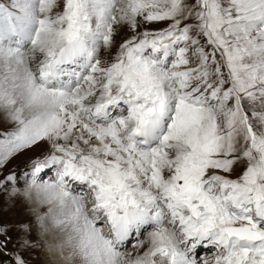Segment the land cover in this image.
Returning a JSON list of instances; mask_svg holds the SVG:
<instances>
[{"label": "snow or ice", "instance_id": "1", "mask_svg": "<svg viewBox=\"0 0 264 264\" xmlns=\"http://www.w3.org/2000/svg\"><path fill=\"white\" fill-rule=\"evenodd\" d=\"M0 110V190L59 166L0 264H264V0H0Z\"/></svg>", "mask_w": 264, "mask_h": 264}, {"label": "rangeland", "instance_id": "2", "mask_svg": "<svg viewBox=\"0 0 264 264\" xmlns=\"http://www.w3.org/2000/svg\"><path fill=\"white\" fill-rule=\"evenodd\" d=\"M164 23H155L150 25L149 27L154 29H160L165 27ZM131 35L126 29H122L120 34L116 36L117 44H119L123 39L127 38V36ZM116 48L113 47L112 52L114 53ZM101 56H104V53H101ZM15 123L10 121L7 117L6 113L3 110H0V139L5 138L8 133L15 130ZM38 142L37 145L22 150L20 153L16 154L13 158L7 162V166L3 168L2 172H0V179L7 174H15L18 177L22 176L23 173L27 172L31 167V161L34 158H42L44 155L51 154L50 144L46 141ZM38 146V147H37ZM239 168L237 172H239ZM41 182V181H40ZM24 186L21 185V188ZM30 208V209H29ZM31 204L27 207L25 204H22V198L20 195L9 198L8 192L4 190H0V225H10L13 226L10 235L15 239L19 235H23L21 231L17 230V226L27 224L30 228L29 238L35 241L38 237L35 226V219L32 217V214L38 211L33 210ZM45 210V209H44ZM44 212V211H43ZM42 212V213H43ZM33 219V220H32ZM35 231V232H34ZM45 242L48 244L55 243V240L50 242V239H42L41 249L38 250H29L24 251L22 253L23 257L29 262V264H47L46 262H50L53 264H63L62 261L59 260L56 256H45L48 252L46 247H44ZM9 248H12V245H9ZM203 249V248H202ZM205 250V249H204ZM15 251V249H13ZM207 250L202 252V255H205ZM197 257H200V252L197 253ZM3 259H8V257H3Z\"/></svg>", "mask_w": 264, "mask_h": 264}, {"label": "clouds", "instance_id": "3", "mask_svg": "<svg viewBox=\"0 0 264 264\" xmlns=\"http://www.w3.org/2000/svg\"><path fill=\"white\" fill-rule=\"evenodd\" d=\"M16 195H20L29 204H35L37 208L45 207L47 211L56 207V199L47 201L49 193L44 187V182H38L36 184H29L17 190Z\"/></svg>", "mask_w": 264, "mask_h": 264}, {"label": "bare ground", "instance_id": "4", "mask_svg": "<svg viewBox=\"0 0 264 264\" xmlns=\"http://www.w3.org/2000/svg\"><path fill=\"white\" fill-rule=\"evenodd\" d=\"M42 143V142H41ZM40 143V144H41ZM38 147V146H37ZM28 171V170H27ZM40 179V176L39 177H36V180H37V182H38V180ZM40 182V181H39ZM43 181H41V183H42ZM21 198H22V204H25L26 205V207H27V205L29 206L30 204L28 203V202H26L25 200H24V198L21 196ZM31 207L32 208H34L33 210H35V211H38V213L37 212H35V213H33L32 214V217H34V219H35V226L34 227H36V232H37V234H38V236H39V233H40V226H39V221L37 220V216H39V215H41V214H43V213H46L47 212V208H45V207H39V208H37V206L35 205V204H31ZM30 209V208H29ZM45 209V210H44ZM44 211V212H43ZM43 212V213H42ZM33 220V219H32ZM35 232V231H34ZM53 235L54 234H49V235H47V236H44L43 237V239L44 240H46V239H50V242L52 241V240H54V238H53ZM203 247H199L198 249H197V252H196V254L198 253V252H201V249H202ZM205 250H207V249H205ZM48 255H50V256H53L52 254H50V253H46L45 254V256H48ZM49 257V256H48ZM51 261V260H50ZM46 262L47 264H53V262L51 263V262Z\"/></svg>", "mask_w": 264, "mask_h": 264}]
</instances>
